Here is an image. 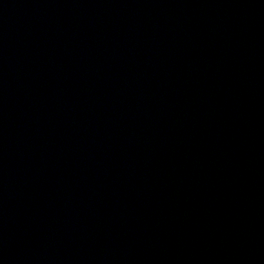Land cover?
<instances>
[{
  "label": "water",
  "instance_id": "obj_1",
  "mask_svg": "<svg viewBox=\"0 0 264 264\" xmlns=\"http://www.w3.org/2000/svg\"><path fill=\"white\" fill-rule=\"evenodd\" d=\"M0 264H264V0H0Z\"/></svg>",
  "mask_w": 264,
  "mask_h": 264
}]
</instances>
